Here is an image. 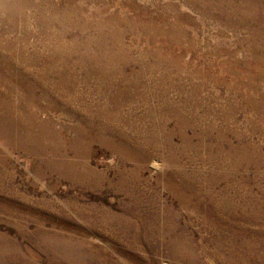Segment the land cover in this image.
<instances>
[{"label": "rangeland", "instance_id": "1", "mask_svg": "<svg viewBox=\"0 0 264 264\" xmlns=\"http://www.w3.org/2000/svg\"><path fill=\"white\" fill-rule=\"evenodd\" d=\"M0 264H264V0H0Z\"/></svg>", "mask_w": 264, "mask_h": 264}]
</instances>
